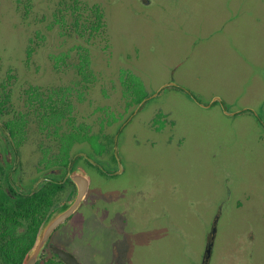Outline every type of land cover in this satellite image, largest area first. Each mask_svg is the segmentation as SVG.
Returning a JSON list of instances; mask_svg holds the SVG:
<instances>
[{"label":"rangeland","instance_id":"1","mask_svg":"<svg viewBox=\"0 0 264 264\" xmlns=\"http://www.w3.org/2000/svg\"><path fill=\"white\" fill-rule=\"evenodd\" d=\"M78 1L84 15L100 7L102 30L78 35L71 0H0V99L10 96L0 122L24 115L15 175L23 186L45 171L43 150L58 145L52 125L26 106L28 89L68 86L72 120L59 131L81 123L105 142L135 106L129 73L148 94L172 79L186 91H160L126 125L116 174L86 166L84 202L96 205L79 207L52 243L80 264H201L214 227L209 264H264V0ZM156 109L173 120L167 135L146 126ZM78 150L92 148L75 141L69 153ZM0 160L14 161L1 134Z\"/></svg>","mask_w":264,"mask_h":264},{"label":"flooded vegetation","instance_id":"2","mask_svg":"<svg viewBox=\"0 0 264 264\" xmlns=\"http://www.w3.org/2000/svg\"><path fill=\"white\" fill-rule=\"evenodd\" d=\"M79 1L78 0H71V4H69L70 9H71V13L73 15V19H74V24H76V31L78 32V35H83L82 34V30L80 27H86L85 32L89 34H93L95 32H98L100 30H102L105 27V17H104V13L101 11L100 7L98 5H93L90 10L84 15L83 12H76V10L79 8ZM147 2V0L145 1V3ZM75 11V13H74ZM100 13V19L98 20L97 18V14ZM91 15L92 18L88 17V15ZM98 21H100L98 23ZM31 49V47H28L27 49V58L30 57V55H28V51ZM32 50H30L31 52ZM56 59H59L61 57H55ZM88 64H87V60L86 57L84 55H82V53L79 54V61L76 63V67H77V72L80 76V86L81 88H83L85 86V83L89 81L88 78V73H87V68ZM135 77V79L133 78ZM128 81H130L132 83V87L128 88V92L130 91L132 93L133 96H131L130 98V102H134L135 106L131 111H128L127 115H125L123 117V119L120 121V123L117 125L115 131L113 132V134L111 135V137L108 138V141H102L101 138L103 139V134H99V133H87V125H83V124H78V125H72L70 127L69 130L60 132L59 131V127H60V123L62 122L63 119L66 120H72V118L70 117L69 113L71 111V107H72V103L69 100L70 97V88L68 86L65 87H58L57 90L53 91H47V92H40L39 90L35 89V88H31L27 90V96H26V106L28 108H33V110H36L38 113H40V121L42 125H52V129H50L51 133L54 134V136H56V139L58 140V145L55 151H51L48 152V148H45L43 150V157L40 159L43 162V167L45 168V171L42 172L41 174H39L38 176H36L34 178V180L31 181V183L29 185H25L23 186L19 181V177L16 176L14 177L15 181H16V189L19 190H23L26 191L28 190V188H30V190L32 191L39 183H41L42 181H55L58 182L60 184H62L63 186L61 187V190H59V192L64 191L65 192V197L66 198L70 193H74L76 191V185L73 183L72 180H70V174L75 171L76 169L81 168L82 170H84L90 179V183H89V187L91 186V176L90 173L86 170V166L92 167V168H96L98 170H100L103 173H106L108 175H114L117 173V170H119L121 168V162H120V154H119V149H118V141H119V136L120 134L123 132L124 128L126 127V125L132 120V118L137 114L138 111H140L144 106L145 103L149 100L152 99L154 96H157L158 93L162 90L167 89L168 87H175L181 91L185 90L183 87H181L180 85H178L177 83H175V81L172 79L171 81H167L165 83H163L160 87H158L156 89V91H152L150 92V94H148V89H145L142 85V83L136 78V76L132 75L129 73L128 75ZM173 78V77H172ZM143 87L142 89V93L141 95L137 93L138 89L140 87H138L137 85H140ZM73 89V87H72ZM69 90V91H68ZM85 91H88L90 89L87 90L86 86L84 88ZM53 91V92H52ZM186 91V90H185ZM82 91L78 92L79 95L81 94ZM6 94H8V98L6 99V101H4L2 103V101L4 100ZM37 94V95H36ZM104 94H108L107 92H104ZM191 96V94H190ZM9 92L5 91V93L3 94V97L0 99V114L5 111L6 109V105L7 102L9 101ZM217 97H215L214 99H216ZM129 102V103H130ZM59 110V111H57ZM154 112L153 116H151V114ZM153 112H151L150 117L146 123V126L148 127V129L150 131H153L156 134L159 135H167L165 133H162L161 130L163 128H165L167 121H169L170 119H167L166 116H164L163 114L165 113L164 111H162L161 109H156ZM59 113V114H57ZM167 113V112H166ZM19 118H21L22 121V129L21 131H19L16 135V140L19 142V140L17 139V136L19 135L21 137L22 132L24 131V122H25V118L24 115L20 114L19 116H15L14 119L18 120ZM154 119H159L163 121L162 126H158L157 123H155ZM154 121V122H153ZM153 122V123H152ZM171 123H173V120H170ZM4 122H0V134L2 135L3 139L5 140L7 146L11 149V155L14 157V162L17 161V165L16 167L13 169L15 175L16 172L19 170V162H18V145L19 143L16 145L15 139L14 137L10 134V132L6 129ZM174 127V124H172ZM49 130V129H48ZM71 132L75 133V137H70ZM162 133V134H161ZM168 133V132H167ZM9 134V135H8ZM10 136V137H9ZM97 136V140L99 142L100 145H102V148H99L98 150H95V148H93L92 143L90 142V137H94ZM167 137V136H166ZM71 138V139H69ZM66 140H71L70 146L68 148V154H67V163H57V162H53L52 160L55 158H60L62 156V154L60 153V147L62 146V142H65ZM81 140H85L88 141L89 144L91 145L92 151H83V150H78L75 151L74 153L70 154V147L72 146V144L75 141H81ZM10 144V145H9ZM110 150V152H109ZM109 152L107 159H99L97 157V155H100L102 153H106ZM83 163H80V162ZM69 171V173H68ZM41 179V180H39ZM39 180V181H38ZM88 187V190H89ZM88 190L86 192L85 198L87 197L88 194ZM20 192V191H19ZM63 198V199H64ZM60 199V200H63ZM59 200V201H60ZM84 200L82 201L81 206H85L91 211H93L94 209V205L95 202H91L90 204H85ZM86 201V200H85ZM107 206L104 208L106 209ZM73 215V214H72ZM71 217V216H69ZM214 232H215V228L213 227V230L208 232L207 235V241H206V249L208 247V245H210V253L207 256L206 253V249L204 252V257L203 260L201 261V264H209V259L211 256V251H212V246H213V241H214ZM53 246H58L56 243H52L51 239H49V242L47 243V248L50 252V256L52 258L60 259L53 251H52V247Z\"/></svg>","mask_w":264,"mask_h":264},{"label":"trees","instance_id":"3","mask_svg":"<svg viewBox=\"0 0 264 264\" xmlns=\"http://www.w3.org/2000/svg\"><path fill=\"white\" fill-rule=\"evenodd\" d=\"M100 16V13H98V20ZM79 28L84 34L86 27H81L80 25ZM7 98L8 94H6L2 103ZM22 121L21 118L18 120L11 118L4 123L14 139L23 127ZM70 137H75V133L71 132ZM15 142L16 145L19 143L16 139ZM62 143L60 147L62 156L52 161L65 164L67 163L68 148L71 140H66ZM14 164V161L12 163L8 162L5 166L0 160V264L23 263L28 250L33 244L40 223L50 207L55 203L56 195L63 186L58 182L47 180L39 183L32 191L28 188L26 191L19 190V192L16 189L17 184L14 179ZM35 264L65 263L52 257H40Z\"/></svg>","mask_w":264,"mask_h":264},{"label":"water","instance_id":"4","mask_svg":"<svg viewBox=\"0 0 264 264\" xmlns=\"http://www.w3.org/2000/svg\"><path fill=\"white\" fill-rule=\"evenodd\" d=\"M16 165H17V161H15L13 169L16 167ZM70 180H72L73 183L76 185V191L72 194H69L63 200L59 202H55L50 207V209L48 210L47 214L45 215V217L43 218L42 222L38 227L33 244L28 250L22 264H35L38 261V259H40L43 249L49 242L52 233L64 220H66L79 208L82 201L84 200L90 183L88 174L84 170L79 168L70 174ZM52 251L65 264H80L78 259L73 254L65 251L63 248L59 246H53ZM206 253H207L206 256L207 258L210 253V245H208L206 249Z\"/></svg>","mask_w":264,"mask_h":264}]
</instances>
